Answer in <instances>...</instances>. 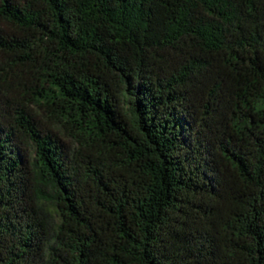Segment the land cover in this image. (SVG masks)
<instances>
[{"label": "trees", "instance_id": "obj_1", "mask_svg": "<svg viewBox=\"0 0 264 264\" xmlns=\"http://www.w3.org/2000/svg\"><path fill=\"white\" fill-rule=\"evenodd\" d=\"M0 264H264V0H0Z\"/></svg>", "mask_w": 264, "mask_h": 264}]
</instances>
